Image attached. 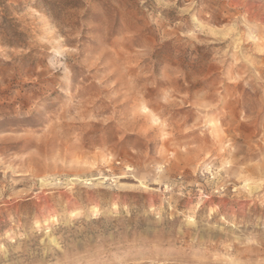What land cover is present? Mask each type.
I'll use <instances>...</instances> for the list:
<instances>
[{
  "label": "rangeland",
  "instance_id": "1",
  "mask_svg": "<svg viewBox=\"0 0 264 264\" xmlns=\"http://www.w3.org/2000/svg\"><path fill=\"white\" fill-rule=\"evenodd\" d=\"M0 264H264V0H0Z\"/></svg>",
  "mask_w": 264,
  "mask_h": 264
},
{
  "label": "bare ground",
  "instance_id": "2",
  "mask_svg": "<svg viewBox=\"0 0 264 264\" xmlns=\"http://www.w3.org/2000/svg\"><path fill=\"white\" fill-rule=\"evenodd\" d=\"M245 207V206H244Z\"/></svg>",
  "mask_w": 264,
  "mask_h": 264
}]
</instances>
